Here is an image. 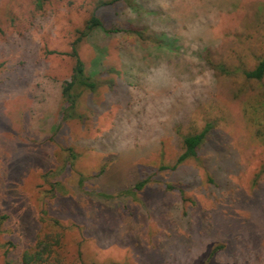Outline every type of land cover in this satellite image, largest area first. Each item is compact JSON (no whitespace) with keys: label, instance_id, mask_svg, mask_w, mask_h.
<instances>
[{"label":"rangeland","instance_id":"obj_1","mask_svg":"<svg viewBox=\"0 0 264 264\" xmlns=\"http://www.w3.org/2000/svg\"><path fill=\"white\" fill-rule=\"evenodd\" d=\"M131 2L0 0V264L57 234L44 264H264V0Z\"/></svg>","mask_w":264,"mask_h":264},{"label":"trees","instance_id":"obj_2","mask_svg":"<svg viewBox=\"0 0 264 264\" xmlns=\"http://www.w3.org/2000/svg\"><path fill=\"white\" fill-rule=\"evenodd\" d=\"M121 1V0H113ZM124 1V0H122ZM131 5H134L132 0H125ZM37 6L41 8L44 0H36ZM103 25L101 19L93 15L87 22L85 29L81 31L80 36L75 41L71 55L75 58V66L71 78L67 80L63 85V100L64 106L62 110L63 120H68L73 116L74 110L77 106L78 98L80 97V91L87 89L95 91L97 88V82L94 81L90 75L86 73L85 63L79 55L77 44L83 38L88 36L94 29ZM218 68L221 66H217ZM220 69L226 70L224 67ZM244 74L247 79L263 80L264 79V57L259 60L257 65L250 70H245ZM78 89H81L77 92ZM264 96V93H263ZM212 124H208L201 131L195 133H188L182 137L183 152L178 157L176 163L173 166H162V169H176L180 164L190 159L198 161L200 159V149L209 141L211 137ZM147 181H142L136 185V189L141 190ZM173 188L172 185L168 186ZM61 243L60 235L57 234L52 237L38 238L37 242L30 248L26 249L22 255L23 264H44L57 262L56 249Z\"/></svg>","mask_w":264,"mask_h":264}]
</instances>
